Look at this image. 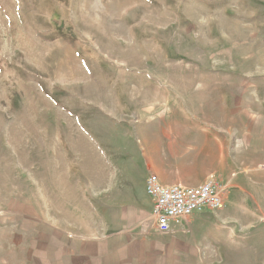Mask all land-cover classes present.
Wrapping results in <instances>:
<instances>
[{"label": "rangeland", "instance_id": "1", "mask_svg": "<svg viewBox=\"0 0 264 264\" xmlns=\"http://www.w3.org/2000/svg\"><path fill=\"white\" fill-rule=\"evenodd\" d=\"M0 264H264V0H0Z\"/></svg>", "mask_w": 264, "mask_h": 264}, {"label": "built area", "instance_id": "2", "mask_svg": "<svg viewBox=\"0 0 264 264\" xmlns=\"http://www.w3.org/2000/svg\"><path fill=\"white\" fill-rule=\"evenodd\" d=\"M146 193L153 201L156 229L168 233L197 213L216 211L223 207L225 187L209 176L196 185L163 182L150 173L145 181Z\"/></svg>", "mask_w": 264, "mask_h": 264}, {"label": "crops", "instance_id": "3", "mask_svg": "<svg viewBox=\"0 0 264 264\" xmlns=\"http://www.w3.org/2000/svg\"><path fill=\"white\" fill-rule=\"evenodd\" d=\"M149 175V174H148ZM147 175V176H148ZM160 177V176H159ZM147 178V177H146ZM146 178H145V181H146ZM160 179L163 181V180H165V179H167L166 177H160ZM145 181H144V191H145V193H146V187H145ZM164 182V181H163ZM166 183H168V182H166ZM146 195H147V193H146ZM148 196V195H147ZM149 197V196H148ZM150 198V197H149ZM151 199V198H150ZM152 200V199H151ZM153 202V201H152Z\"/></svg>", "mask_w": 264, "mask_h": 264}]
</instances>
